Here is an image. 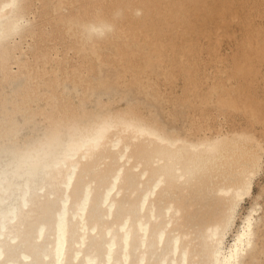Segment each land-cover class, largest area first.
I'll use <instances>...</instances> for the list:
<instances>
[{
	"label": "bare ground",
	"instance_id": "6f19581e",
	"mask_svg": "<svg viewBox=\"0 0 264 264\" xmlns=\"http://www.w3.org/2000/svg\"><path fill=\"white\" fill-rule=\"evenodd\" d=\"M0 264H264V0H0Z\"/></svg>",
	"mask_w": 264,
	"mask_h": 264
}]
</instances>
